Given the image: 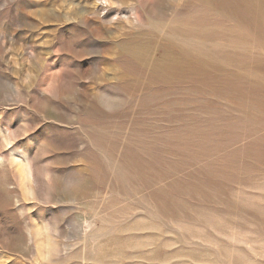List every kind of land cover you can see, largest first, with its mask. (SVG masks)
Here are the masks:
<instances>
[{
	"label": "rangeland",
	"instance_id": "rangeland-1",
	"mask_svg": "<svg viewBox=\"0 0 264 264\" xmlns=\"http://www.w3.org/2000/svg\"><path fill=\"white\" fill-rule=\"evenodd\" d=\"M0 264H264V0H0Z\"/></svg>",
	"mask_w": 264,
	"mask_h": 264
}]
</instances>
